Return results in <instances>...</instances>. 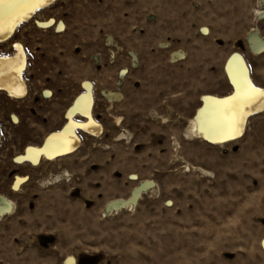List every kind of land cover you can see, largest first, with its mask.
<instances>
[{
  "label": "rangeland",
  "instance_id": "1",
  "mask_svg": "<svg viewBox=\"0 0 264 264\" xmlns=\"http://www.w3.org/2000/svg\"><path fill=\"white\" fill-rule=\"evenodd\" d=\"M259 11L264 0H58L36 19L62 32L22 24L0 46L18 41L28 58L26 97L0 92V196L13 208L0 264H264V113L222 146L187 135L201 96L231 93V54L264 85ZM85 81L102 135L77 131L75 153L17 163L64 125Z\"/></svg>",
  "mask_w": 264,
  "mask_h": 264
},
{
  "label": "bare ground",
  "instance_id": "2",
  "mask_svg": "<svg viewBox=\"0 0 264 264\" xmlns=\"http://www.w3.org/2000/svg\"><path fill=\"white\" fill-rule=\"evenodd\" d=\"M57 1L0 0V46L10 43L19 27L32 20L40 28L55 26L58 32H62L63 22H56L53 18L46 21L36 19L40 11L51 7ZM258 15L262 18L264 12L259 11ZM203 31L207 32V29L204 28ZM250 42L254 52L264 51V38L258 34L257 30L251 34ZM12 46L14 50L12 54H0V92L13 100H21L28 93V84L24 75L28 58L20 42L14 41ZM224 70L232 89L231 93L225 96L211 94L201 96L200 106L188 121L187 135L213 146H222L242 138L247 132L250 119L264 113V94H260L264 93V85L259 86L255 83L245 57L239 52L231 54L225 63ZM253 87L260 91L254 92ZM82 89L83 92L66 110L64 125L58 131L49 133L40 146H26L24 152L16 157L17 163H28L36 167L43 160L54 161L75 153L81 147V139L77 131L93 137L102 135L103 125L93 115L95 103L93 85L85 81ZM44 94L48 96L50 92L45 91ZM76 118H82L83 121H78ZM13 119L16 121V116H13ZM116 120L120 121L119 118ZM1 142L0 131V145ZM26 178L17 177L13 188L18 189ZM129 203L131 202L116 201L109 205L119 210L128 206ZM12 209V202L0 196V218ZM261 248L264 252V238L261 241ZM64 264H75V260L69 257Z\"/></svg>",
  "mask_w": 264,
  "mask_h": 264
},
{
  "label": "snow or ice",
  "instance_id": "3",
  "mask_svg": "<svg viewBox=\"0 0 264 264\" xmlns=\"http://www.w3.org/2000/svg\"><path fill=\"white\" fill-rule=\"evenodd\" d=\"M37 2H43V0H37ZM17 71H19V69H17ZM249 87H252L251 85H249ZM253 91L254 92H259L260 90H257L253 87ZM260 94H264V93H260Z\"/></svg>",
  "mask_w": 264,
  "mask_h": 264
},
{
  "label": "crops",
  "instance_id": "4",
  "mask_svg": "<svg viewBox=\"0 0 264 264\" xmlns=\"http://www.w3.org/2000/svg\"><path fill=\"white\" fill-rule=\"evenodd\" d=\"M246 59V58H245ZM252 74V73H251ZM253 77V76H252ZM263 84H264V81H263ZM258 85V84H257ZM260 86V85H259Z\"/></svg>",
  "mask_w": 264,
  "mask_h": 264
}]
</instances>
